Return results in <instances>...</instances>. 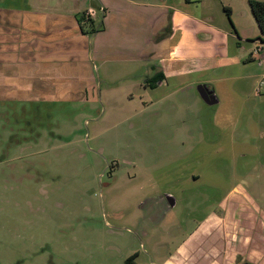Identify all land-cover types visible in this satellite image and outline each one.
Listing matches in <instances>:
<instances>
[{"label": "rangeland", "instance_id": "obj_1", "mask_svg": "<svg viewBox=\"0 0 264 264\" xmlns=\"http://www.w3.org/2000/svg\"><path fill=\"white\" fill-rule=\"evenodd\" d=\"M105 1L120 12L95 16L106 32L90 34V89L34 104L0 100V264H125L135 254L138 264H162L235 202L264 215V51L253 55L263 43L253 41L262 33L251 0H167L164 13L146 8L158 0ZM155 13L184 18L172 31L216 56L217 68L152 88L148 69L160 59L122 63L139 54ZM204 19L228 34L203 42ZM161 26L159 37L171 34ZM202 84L218 105L202 100ZM38 116L29 132L24 120Z\"/></svg>", "mask_w": 264, "mask_h": 264}, {"label": "crops", "instance_id": "obj_2", "mask_svg": "<svg viewBox=\"0 0 264 264\" xmlns=\"http://www.w3.org/2000/svg\"><path fill=\"white\" fill-rule=\"evenodd\" d=\"M78 1L72 0L68 5L64 3L65 0H0V94L7 93V96L15 97L21 91L26 99L43 98L52 101L59 96L60 91L91 88L95 76L89 56L94 42L92 43L90 34L83 32L78 16L84 13L88 16V11L92 9L98 15L102 14L105 22L110 12L120 10L114 3V9L108 8L105 0H100L101 9L93 8V0H87L86 6L78 9ZM117 2L122 7L138 3L135 0ZM189 2L191 4L192 0ZM165 3L167 0H158L157 4H147L146 8H154L162 13L172 10ZM178 14L187 15L181 11ZM179 15H171L166 20L158 17L161 16L160 13H155L151 18L147 14L139 54L128 53L124 60L117 57L122 63L136 60L147 66L151 63L149 59H160L161 66L148 69L149 73H154L153 77L158 74L164 76V80L155 88L158 85H168L171 80L217 68V61H220L216 56L208 55V51L205 55L194 51L184 43L188 35L184 38L183 34L180 35L181 31H172L184 19ZM202 22L203 25L198 23V33H202L199 35L203 42L228 34L209 24L211 21L207 19ZM114 24L107 23L106 26L110 29L115 27ZM159 24H162L161 31L171 29V34L159 37L156 31ZM131 29L134 30L132 27ZM100 32H106V29L103 28ZM125 39L129 41L128 37ZM221 44L222 42L218 45ZM207 46L211 47L209 44L205 47ZM101 47L105 45L102 44ZM180 47H184L183 56L178 55ZM224 47L221 46L220 49ZM153 77L147 79L148 86ZM236 201L240 202L242 199ZM236 205V202L232 204L234 211L222 210L211 221L212 225L195 230L162 264H264V215L250 210L251 208L246 209L245 206L237 209ZM251 221L254 222L248 226Z\"/></svg>", "mask_w": 264, "mask_h": 264}, {"label": "trees", "instance_id": "obj_3", "mask_svg": "<svg viewBox=\"0 0 264 264\" xmlns=\"http://www.w3.org/2000/svg\"><path fill=\"white\" fill-rule=\"evenodd\" d=\"M250 5H251L253 15L257 21V24L260 28L261 33H262V36L254 39L253 41L261 42L264 44V2H261L258 0H251ZM94 7L101 9L100 4H96ZM226 11H227L228 17H229V19L233 25L231 9H226ZM78 21L82 27L83 32H87V34L99 33L102 30V27L104 25L103 24L104 22L100 23V22H97L95 20H92L91 18H89L87 16L86 13L78 16ZM233 27H234V25H233ZM86 28L88 29V31L84 30ZM234 31H235L236 35L238 36V38L241 40L240 35H239L238 31L235 29V27H234ZM163 80H164V76L162 74H158L155 77H153L151 80H149V83L151 84L150 86L152 88H155V86L157 84H159L160 82H162ZM137 258H138V255L135 254V255L131 256L130 258H128L126 260L125 264H138L136 262Z\"/></svg>", "mask_w": 264, "mask_h": 264}, {"label": "flooded vegetation", "instance_id": "obj_4", "mask_svg": "<svg viewBox=\"0 0 264 264\" xmlns=\"http://www.w3.org/2000/svg\"><path fill=\"white\" fill-rule=\"evenodd\" d=\"M36 92V91H35ZM0 100H6V101H9V102H26V103H37L39 101H43L44 99L42 98L41 100L40 99H35L36 101L34 102L33 100L34 99H26L23 95H22V92L20 91V93L15 96V97H9L7 96V93L6 94H0ZM16 100V101H15ZM25 109V108H24ZM27 113L26 111L23 112V116L24 117H27ZM40 119L39 116L37 118H34L33 120H29V119H26L24 120L25 121V128L27 130H29V132H34L35 128H34V125L36 124V127H38L41 123H40ZM31 173V169L27 170V174H30Z\"/></svg>", "mask_w": 264, "mask_h": 264}, {"label": "water", "instance_id": "obj_5", "mask_svg": "<svg viewBox=\"0 0 264 264\" xmlns=\"http://www.w3.org/2000/svg\"><path fill=\"white\" fill-rule=\"evenodd\" d=\"M197 91L202 98V100L209 106H216L219 104V99L216 95L215 90L210 87L209 85L202 84L199 85L197 88ZM167 202L170 205L171 208L175 207L176 201L171 196H166Z\"/></svg>", "mask_w": 264, "mask_h": 264}, {"label": "built area", "instance_id": "obj_6", "mask_svg": "<svg viewBox=\"0 0 264 264\" xmlns=\"http://www.w3.org/2000/svg\"><path fill=\"white\" fill-rule=\"evenodd\" d=\"M97 15V13L96 12H93V11H91V12H88V16H89V18H96L95 16ZM260 45H262V46H260ZM264 44H260V43H258V49H257V51L255 52V54H253L254 56L255 55H260L264 50Z\"/></svg>", "mask_w": 264, "mask_h": 264}]
</instances>
